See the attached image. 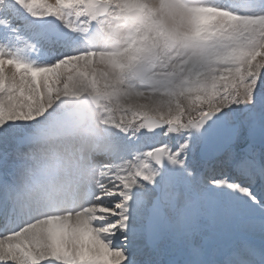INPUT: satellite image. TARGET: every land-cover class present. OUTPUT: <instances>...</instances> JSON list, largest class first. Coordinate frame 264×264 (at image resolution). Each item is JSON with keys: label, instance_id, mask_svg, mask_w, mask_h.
I'll use <instances>...</instances> for the list:
<instances>
[{"label": "snow or ice", "instance_id": "obj_1", "mask_svg": "<svg viewBox=\"0 0 264 264\" xmlns=\"http://www.w3.org/2000/svg\"><path fill=\"white\" fill-rule=\"evenodd\" d=\"M0 264H264V0H0Z\"/></svg>", "mask_w": 264, "mask_h": 264}]
</instances>
